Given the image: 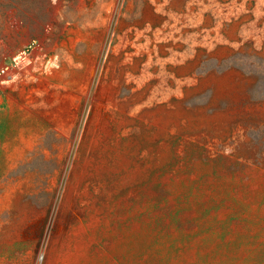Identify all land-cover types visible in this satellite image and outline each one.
I'll return each instance as SVG.
<instances>
[{
    "label": "rangeland",
    "instance_id": "rangeland-1",
    "mask_svg": "<svg viewBox=\"0 0 264 264\" xmlns=\"http://www.w3.org/2000/svg\"><path fill=\"white\" fill-rule=\"evenodd\" d=\"M13 57L0 264H264V0H0Z\"/></svg>",
    "mask_w": 264,
    "mask_h": 264
},
{
    "label": "built area",
    "instance_id": "built-area-1",
    "mask_svg": "<svg viewBox=\"0 0 264 264\" xmlns=\"http://www.w3.org/2000/svg\"><path fill=\"white\" fill-rule=\"evenodd\" d=\"M32 49L36 48L38 46V43L36 41H32L29 45ZM18 64V61H16V57L13 58H5L0 65V82H3L4 80H7L8 77H11L14 73V68Z\"/></svg>",
    "mask_w": 264,
    "mask_h": 264
},
{
    "label": "crops",
    "instance_id": "crops-1",
    "mask_svg": "<svg viewBox=\"0 0 264 264\" xmlns=\"http://www.w3.org/2000/svg\"><path fill=\"white\" fill-rule=\"evenodd\" d=\"M25 72H26V71H24V73L21 72V73L18 74V76L20 77V80H19L20 82H19V83H21V82H23V83H27V84L29 83V80H30V79H28V78H29L30 75H28V73H25ZM16 74H17V73H16ZM16 74H15V75H16ZM21 89H25V88L22 87Z\"/></svg>",
    "mask_w": 264,
    "mask_h": 264
}]
</instances>
